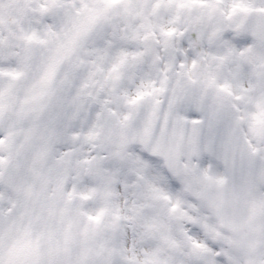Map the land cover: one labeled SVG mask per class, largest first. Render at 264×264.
Masks as SVG:
<instances>
[{
	"label": "snow or ice",
	"instance_id": "1",
	"mask_svg": "<svg viewBox=\"0 0 264 264\" xmlns=\"http://www.w3.org/2000/svg\"><path fill=\"white\" fill-rule=\"evenodd\" d=\"M0 264H264V0H0Z\"/></svg>",
	"mask_w": 264,
	"mask_h": 264
}]
</instances>
